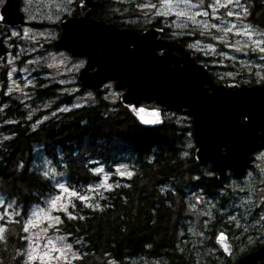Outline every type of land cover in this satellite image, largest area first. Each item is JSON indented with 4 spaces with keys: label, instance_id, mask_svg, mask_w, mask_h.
<instances>
[{
    "label": "trees",
    "instance_id": "trees-1",
    "mask_svg": "<svg viewBox=\"0 0 264 264\" xmlns=\"http://www.w3.org/2000/svg\"><path fill=\"white\" fill-rule=\"evenodd\" d=\"M242 1L247 6L246 21L264 29V0ZM107 6L96 10L94 17L120 28H160L162 38L178 40L185 47L188 44L187 38L169 35L160 18L146 25L124 24L115 13L118 9L112 10L110 3ZM195 55L217 82L225 83L216 77L214 66ZM254 82L236 80L239 84ZM85 91L81 88L75 94L38 77L27 88L24 100L0 92V194L18 209L13 219L3 221L0 264H28L24 223L32 207L44 205L58 193L47 168L68 188L83 192L99 183L98 166L111 175L113 186L94 205L74 199L68 211L59 214L57 232L78 254L71 264H201L191 256L184 235L183 207L187 195L197 192L218 199L223 185L211 164L200 165L194 158L192 120L184 115L177 120L178 114H173L160 127L144 128L120 100H108L105 90L92 92V102L73 107L75 96ZM119 165L129 167L131 175L112 176ZM229 199L231 203V196H224L225 204L218 205L212 237L206 242L210 249L215 247L219 226L231 229L222 222L225 215L232 214H223L231 208L227 207ZM227 263L211 257L204 262Z\"/></svg>",
    "mask_w": 264,
    "mask_h": 264
},
{
    "label": "rangeland",
    "instance_id": "rangeland-1",
    "mask_svg": "<svg viewBox=\"0 0 264 264\" xmlns=\"http://www.w3.org/2000/svg\"><path fill=\"white\" fill-rule=\"evenodd\" d=\"M3 1L0 0V7ZM108 3L112 10L118 9L115 13L124 24L140 22L146 25L160 18L161 25L169 29L168 34L187 38V50L199 54L204 62L214 66L216 77L225 83L236 80L255 81L256 84L264 82V29L246 21L247 6L242 0H111ZM76 6L77 2L73 0H22L21 12L27 25L14 29L5 27V30L0 24V92L4 91V96L12 95L24 100L27 88L38 77L58 83L75 94L81 89L77 75L84 68L85 61L52 47L59 37L58 24ZM103 90L108 100L119 101L121 92L114 89L113 83L106 84ZM85 92L75 96L73 107L78 108L94 100L92 92ZM173 114L167 113L164 118H172ZM182 116L178 114L176 119L182 120ZM256 168L258 177L264 180V165L259 164ZM47 170L55 180L58 193L44 205L31 208L24 223V258L28 264H71L78 254L67 238L57 232L59 214L67 212L74 199L94 205L101 193L113 186L111 175L98 166L99 183L77 192L68 188L49 167ZM130 175L131 170L125 165L117 166L112 174L118 178ZM251 179L255 183L259 181L254 176L247 180ZM237 186L233 181L228 184L233 193H236ZM230 205L231 209L236 207L234 202ZM204 206L205 202L198 193L186 199L183 208L187 230L184 235L194 254L203 256L209 253L213 258L216 250L208 248L206 242L211 239L209 235L217 218L212 205ZM17 213L15 205L0 194V237L5 232L3 221L13 219ZM236 220L235 217L232 219L237 223ZM218 232L220 230L216 234Z\"/></svg>",
    "mask_w": 264,
    "mask_h": 264
},
{
    "label": "water",
    "instance_id": "water-1",
    "mask_svg": "<svg viewBox=\"0 0 264 264\" xmlns=\"http://www.w3.org/2000/svg\"><path fill=\"white\" fill-rule=\"evenodd\" d=\"M21 1H3L1 24L27 25ZM58 28L54 50L86 60L77 75L82 89L96 93L113 83L121 92V104L144 128L162 126V111L190 118L194 158L199 164H211L218 180L226 172L240 176L248 168L250 153L264 146V82L218 83L178 40L161 38L160 28L119 29L93 20L90 11L63 19ZM215 241L229 256L227 236L219 233ZM262 259L264 247L236 264H258Z\"/></svg>",
    "mask_w": 264,
    "mask_h": 264
},
{
    "label": "flooded vegetation",
    "instance_id": "flooded-vegetation-1",
    "mask_svg": "<svg viewBox=\"0 0 264 264\" xmlns=\"http://www.w3.org/2000/svg\"><path fill=\"white\" fill-rule=\"evenodd\" d=\"M74 1L77 2V6L75 7L76 9L71 11L68 14V16H65V18L81 17L84 16L88 11H90L91 18L93 20L103 21L107 24H113L112 22H107L103 19H100L99 17L97 18L94 17L95 16L94 12L96 10L100 8L108 9L107 5L109 4L108 3L109 0H73V2ZM92 4H99V6L96 7L93 6ZM1 25L4 26L3 28L6 27L8 29H14L7 27L4 24ZM6 28L5 30H7ZM117 28L126 29L120 27ZM138 30H143V29H138ZM59 34H60V30H59ZM193 55L196 56L195 54ZM84 61L86 64V60ZM162 114L164 116L167 113L165 111H162ZM193 145H194V153H195L196 146L194 144V141H193ZM263 151H264V146H261L257 151L250 153L249 155L250 163L248 165V168L240 176H234L230 172H226L225 177L222 180H218L216 175L217 181L219 182L222 181L221 185H223L220 187V191H219L220 196L218 197V199L215 200L210 199L211 197L207 198L203 193L197 192L205 202L204 207H206V205H212L214 207L213 209L214 215L218 213L217 212L218 205L221 202L222 205L225 204L223 199L224 196L226 195L231 196V202H234L236 205L234 209L228 208V211H225L223 213V214H227L230 211L232 212L231 215L227 217L225 215V217L222 218L223 219L222 222L225 224V226H227L226 228H231V229L227 231L226 229L222 228L220 232L215 234L213 239L215 246L213 247V251L216 250V253L212 257L218 262L228 261L229 263L227 264H236L243 257H246L247 255H250L256 252L257 250H259L260 248L264 247V180L258 177V169L256 168V166L258 167L259 164L264 165V161H262ZM207 164L209 163L200 164V165H207ZM231 175L233 177H230ZM249 176L251 177L254 176V179L257 178L259 181L255 183L252 179L247 180ZM232 181L239 185L237 186L236 193L231 192L228 188V184H230ZM194 194L188 195L187 199L190 198V196L192 197ZM229 205H230V199L228 200L227 207ZM232 217L237 218L236 220L237 223L232 221L233 219ZM219 233H224L231 244L232 251L229 256H226L216 244L215 239ZM210 236L211 234L209 235V237ZM191 256L197 262L198 259H201V263H204V259L211 257L209 253L208 254L204 253L203 256H199L194 254L193 251ZM263 261L264 259L259 260L258 264Z\"/></svg>",
    "mask_w": 264,
    "mask_h": 264
},
{
    "label": "bare ground",
    "instance_id": "bare-ground-1",
    "mask_svg": "<svg viewBox=\"0 0 264 264\" xmlns=\"http://www.w3.org/2000/svg\"><path fill=\"white\" fill-rule=\"evenodd\" d=\"M239 129H241V128H239Z\"/></svg>",
    "mask_w": 264,
    "mask_h": 264
}]
</instances>
